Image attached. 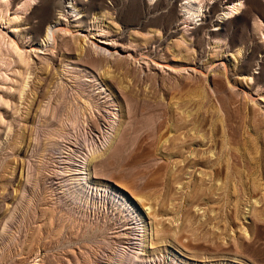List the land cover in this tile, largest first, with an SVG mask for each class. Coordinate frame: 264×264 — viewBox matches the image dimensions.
<instances>
[{
	"label": "rangeland",
	"instance_id": "rangeland-1",
	"mask_svg": "<svg viewBox=\"0 0 264 264\" xmlns=\"http://www.w3.org/2000/svg\"><path fill=\"white\" fill-rule=\"evenodd\" d=\"M184 1L0 0V264H264V0Z\"/></svg>",
	"mask_w": 264,
	"mask_h": 264
},
{
	"label": "bare ground",
	"instance_id": "bare-ground-1",
	"mask_svg": "<svg viewBox=\"0 0 264 264\" xmlns=\"http://www.w3.org/2000/svg\"><path fill=\"white\" fill-rule=\"evenodd\" d=\"M185 2V1H184ZM65 8H68V6L67 7H65ZM72 8L75 10V7L72 5ZM240 8V3L239 4H236V5H234V6H232L230 9H229V11H227V12H224L223 13V15H222V18H226L227 19V17H229L230 15L232 16V14H235V13H237V11H238V9ZM183 11L187 14V16H194L195 18L196 17H198V16H204L202 13H201V11H202V9H201V6H200V3H198L197 2V0H186V2L183 4ZM185 14V15H186ZM208 16V15H207ZM192 18V17H191ZM230 18V17H229ZM96 19H98V17L96 18ZM50 20H51V18H50ZM48 18H46V19H41L40 20V23H39V25H38V27H37V29L35 30V28L36 27H33V28H30V30H31V33L34 35L33 36V38H35V36H36V34H38V33H41L42 32V27H45V30L43 31V39H42V42H44V43H47V41H49V40H51V41H53V39H54V37H55V35H54V32H56V31H58L57 29H59V28H55L54 26H55V21H50ZM54 20V19H53ZM205 20V19H204ZM55 40V39H54ZM62 89V88H61ZM59 93H60V91H58ZM59 93H58V95H59ZM64 95V94H63ZM60 96V95H59ZM58 97V96H57ZM61 97H63V96H61ZM60 97V98H61ZM64 97H65V95H64ZM64 97H63V102H64ZM60 98H59V100L57 101V103L55 104V107L52 109V114L53 115H55L57 112H59L60 110V108H61V105L63 106V104H62V100H60ZM59 110V111H58ZM60 113H61V111H60ZM59 114V113H58ZM57 115V114H56ZM55 115V116H56ZM59 116V115H58ZM50 117H51V115H50ZM49 119H51V118H49ZM56 119H58V118H56ZM47 120V119H46ZM49 120H47V122H48ZM52 120H50V122H51ZM55 121V120H54ZM46 122V123H47ZM50 122H48V123H50ZM44 123V122H43ZM56 123V122H55ZM44 125H45V123H44ZM47 125V124H46ZM47 127V126H46ZM49 127H50V125H49ZM48 183H51V182H48ZM48 186H51V187H53V185L51 184V185H48ZM45 188H47V187H45ZM128 189V188H127ZM139 200H140V198H138ZM141 201V200H140ZM143 201H141V203H142ZM148 202V201H147ZM143 204V203H142ZM143 206H144V204H143ZM146 206V205H145ZM146 208H149V207H146ZM145 208V209H146ZM150 209V208H149ZM152 210V209H151ZM150 211V210H149ZM148 214L150 215V217H152L153 218V220H155L156 219V213H154V211H151L150 213L148 212ZM28 217V216H27ZM40 217V216H39ZM35 217L34 216H31L30 214H29V220H28V222H31V221H33V219H34ZM38 219V216H36V218H35V220H37ZM40 221V220H39ZM157 221V220H156ZM156 221H154V223H153V225L155 226V238L157 239V241L158 242H165V237L167 236V234H168V231L166 232V230H164V228L162 227V228H160V229H157V225H160L159 223H157ZM173 231V230H172ZM175 231H176V229H175ZM46 232V231H45ZM57 234L58 233H61V231H58V232H56ZM167 233V234H166ZM166 234V235H165ZM180 233H179V231H177V232H175V233H173V237L174 238H176L178 235H179ZM45 235V234H44ZM85 236H87V235H85ZM169 236V235H168ZM172 236V235H171ZM40 237V236H39ZM88 237V236H87ZM39 239V238H38ZM57 239H58V243L60 244V246L61 247H63V250L66 248V246L67 245H64L63 243L64 242H66L65 241V239L63 238V237H60L59 235L57 236ZM178 242V241H177ZM66 244H67V242H66ZM69 245V244H68ZM108 246V245H107ZM106 246V247H107ZM99 258H97V257H95L93 260H91V262H90V260H88L89 262H90V264H97L98 262H99V260H98ZM89 262H87L86 261V258L85 259H83L82 260V264H88ZM99 264V263H98Z\"/></svg>",
	"mask_w": 264,
	"mask_h": 264
}]
</instances>
